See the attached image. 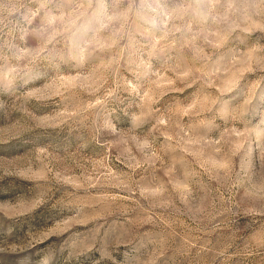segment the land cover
Returning a JSON list of instances; mask_svg holds the SVG:
<instances>
[{"label": "rangeland", "instance_id": "rangeland-1", "mask_svg": "<svg viewBox=\"0 0 264 264\" xmlns=\"http://www.w3.org/2000/svg\"><path fill=\"white\" fill-rule=\"evenodd\" d=\"M0 264H264V0H0Z\"/></svg>", "mask_w": 264, "mask_h": 264}]
</instances>
